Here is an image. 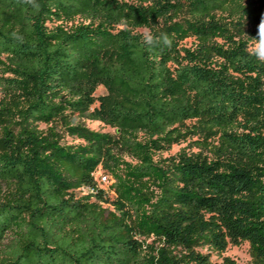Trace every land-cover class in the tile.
<instances>
[{
	"label": "trees",
	"instance_id": "trees-1",
	"mask_svg": "<svg viewBox=\"0 0 264 264\" xmlns=\"http://www.w3.org/2000/svg\"><path fill=\"white\" fill-rule=\"evenodd\" d=\"M35 4L0 0V264H264V0Z\"/></svg>",
	"mask_w": 264,
	"mask_h": 264
},
{
	"label": "rangeland",
	"instance_id": "rangeland-1",
	"mask_svg": "<svg viewBox=\"0 0 264 264\" xmlns=\"http://www.w3.org/2000/svg\"><path fill=\"white\" fill-rule=\"evenodd\" d=\"M105 91H106L105 88L100 86L96 90V95L103 94V93H105ZM81 121H83V123L91 129L102 131V132L115 133V128H112L109 125L102 123L101 121L85 119V118H82ZM42 127H44V125H42ZM62 135H63L62 140L65 143H75L78 141V139H75L74 137L68 135L67 133L62 132ZM187 145H188V142H182L180 144H174L170 150L164 151L162 153H158V155L166 157V156H169L171 154H175L176 152H178L179 150H181L183 148L189 149ZM96 178H97V181L101 187H103L105 189L108 188V186L110 184L109 177H108L107 181H102L100 178V173H96ZM87 192H88L87 188H80V189L76 190L75 193H76V195H83ZM199 250H201L204 253H210L211 254V260L214 262H217L219 264H221L223 262L224 256L230 257L237 264H252L248 242H242L240 245H229L228 248L226 249V251L223 252L221 255L216 253V252L211 251L207 247L199 248Z\"/></svg>",
	"mask_w": 264,
	"mask_h": 264
},
{
	"label": "clouds",
	"instance_id": "clouds-1",
	"mask_svg": "<svg viewBox=\"0 0 264 264\" xmlns=\"http://www.w3.org/2000/svg\"><path fill=\"white\" fill-rule=\"evenodd\" d=\"M27 3L33 4L34 7H38L35 4V0H26ZM127 26L126 21H121L120 27L124 28ZM138 33L141 36V42L148 48L155 47L159 44H163L167 47H171L172 41L169 36L165 33H161L158 37L155 36L151 29L146 26H141L138 29ZM247 40L246 51L250 56H254L258 61L264 62V15L261 16L260 21L257 25V37L250 38L245 34Z\"/></svg>",
	"mask_w": 264,
	"mask_h": 264
},
{
	"label": "built area",
	"instance_id": "built-area-1",
	"mask_svg": "<svg viewBox=\"0 0 264 264\" xmlns=\"http://www.w3.org/2000/svg\"><path fill=\"white\" fill-rule=\"evenodd\" d=\"M100 173V178L102 181H107L108 180V176L103 174L102 172H99Z\"/></svg>",
	"mask_w": 264,
	"mask_h": 264
}]
</instances>
